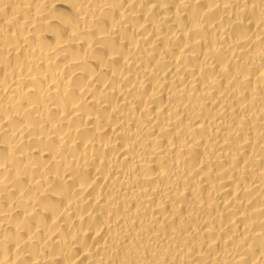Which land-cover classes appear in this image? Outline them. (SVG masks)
<instances>
[{
	"label": "bare ground",
	"instance_id": "1",
	"mask_svg": "<svg viewBox=\"0 0 264 264\" xmlns=\"http://www.w3.org/2000/svg\"><path fill=\"white\" fill-rule=\"evenodd\" d=\"M0 264H264V0H0Z\"/></svg>",
	"mask_w": 264,
	"mask_h": 264
}]
</instances>
